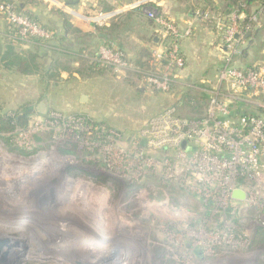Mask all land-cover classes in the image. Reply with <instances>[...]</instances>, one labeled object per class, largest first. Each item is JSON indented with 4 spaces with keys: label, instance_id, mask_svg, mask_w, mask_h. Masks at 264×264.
I'll list each match as a JSON object with an SVG mask.
<instances>
[{
    "label": "built area",
    "instance_id": "obj_1",
    "mask_svg": "<svg viewBox=\"0 0 264 264\" xmlns=\"http://www.w3.org/2000/svg\"><path fill=\"white\" fill-rule=\"evenodd\" d=\"M22 2L0 0V13L7 23L8 37L17 44L32 40L51 41L54 32L22 13L19 9ZM261 2L263 7L259 11L247 15L239 8L227 14L202 8L195 10L197 17L214 26L221 48H225L218 80L234 91L251 90L264 94V63L247 69L234 65L235 58L242 53L241 40L245 33L260 22L264 0ZM139 6L155 21L161 34L162 48L152 50L151 69L145 70L132 61L126 51L107 43L101 44L91 59L98 66L111 68L116 73L134 71L146 86L167 94L186 67L181 43L192 36L191 24L181 28L158 6H153L151 0H133L123 8L100 12L89 20L102 24L126 8ZM241 7L246 6L242 4ZM231 114L230 104L222 100L219 92L211 95L203 119L182 118L175 106H168L131 134L95 121L86 114L50 112L45 118H35L27 127L19 129V145L24 150L34 149L45 144L41 136L45 132L52 134L54 139L64 135L79 148L87 150L89 158L98 159L108 175L130 185L137 194V201L151 192L165 195V202L156 203L162 206L161 216L153 218L149 226L146 224L148 230L156 233L152 241L158 243L161 242L159 239L176 238L179 228L180 240L185 238L186 232L196 240L197 237L199 240L205 238L214 245L224 244L236 250L247 244L255 229L243 225V222H254L244 218L245 213L253 210L255 221L264 215V113H243L237 119ZM173 190L190 196L199 204L204 223L198 222L195 232L189 231L184 223H196L194 214L188 216L193 213L189 208L174 213L177 222L167 220L170 214L168 195ZM237 192L243 197H237ZM145 245L150 248L152 244ZM133 246L122 247L126 252L118 258L111 256L113 258L110 257L108 262L103 260L98 264H134L135 253L138 256L139 251ZM109 247L101 245L98 251L105 252ZM212 249L210 247L207 253L214 254Z\"/></svg>",
    "mask_w": 264,
    "mask_h": 264
},
{
    "label": "rangeland",
    "instance_id": "obj_2",
    "mask_svg": "<svg viewBox=\"0 0 264 264\" xmlns=\"http://www.w3.org/2000/svg\"><path fill=\"white\" fill-rule=\"evenodd\" d=\"M200 1L202 0H172L170 11H178L181 7L190 10ZM138 33L139 26L129 35V47ZM73 47V52L79 51V45ZM67 50L68 48L63 47L64 52ZM55 51L52 50L51 58L46 56L42 59L46 65L54 62L53 74L63 65L72 64L71 60L74 59L71 54ZM93 51H85L77 56L81 61V64L73 67L77 76L68 73L64 81L43 84V90L38 94L34 93V82L28 85L33 90L30 91L27 103H22L18 79L10 76L2 80L0 115L20 110L24 105L34 107L31 113L34 114L29 122L31 124L35 118H45L50 112L78 113L76 110H71L70 113L60 110L43 112L37 110V105L50 101L47 98L51 94L48 92L49 85H53L50 90L56 89L58 93H53L51 100L62 104L67 100L68 92L72 93V89H77L78 85L75 84L85 80H88L85 87L92 98L89 110L80 111L89 113L95 121L119 128L125 134L133 133L163 110H156L160 92L151 88L145 91L137 89L138 86L147 87L138 81V73L131 70L116 73L111 68L94 67L88 62V56ZM44 74L45 72L42 75ZM60 75L61 73L51 77L60 78ZM195 78L199 79L198 75ZM197 84L200 83L194 81L189 85L197 88L192 90L196 95L201 91ZM189 86L180 89L186 93ZM75 101L77 103L78 96ZM179 111L186 116L191 113L188 108ZM198 111L200 114L203 110ZM19 129L0 137V238L11 237L25 243L24 255L18 259L17 264H98L103 253H109L104 260L111 256L118 258L122 252H126L122 247L133 245V249L139 251L138 256L135 253L134 264H264V241L254 242L256 227L264 228V215L255 221L256 214L253 210L245 213L244 218H251L254 222H243V225L255 229L247 244L236 250L224 244L214 245L205 238L199 240L197 237L196 240L186 232L185 238L180 240L179 228L176 238L165 241L159 239L161 242L157 243L151 240L156 233L147 227L153 218L161 216L162 206L156 203L165 202L163 193L151 192L137 201V194H134L135 190L130 185L108 175L101 162L89 158L88 151L79 148L74 141L68 140L64 135L54 139L52 134L45 132L41 134L44 145L24 150L19 145ZM168 197V221H176L173 215L178 209L189 208L196 223L184 222L187 223L186 228L195 232V225L201 223V220L204 223V217L199 213V204L190 196L173 190ZM99 215L108 216L109 225L93 229L80 227L83 220ZM258 224L261 226H257ZM206 230H209L208 226ZM147 243L152 244L150 248L146 247ZM105 244L110 247L105 252L98 251ZM210 247L214 254L207 253Z\"/></svg>",
    "mask_w": 264,
    "mask_h": 264
},
{
    "label": "crops",
    "instance_id": "obj_3",
    "mask_svg": "<svg viewBox=\"0 0 264 264\" xmlns=\"http://www.w3.org/2000/svg\"><path fill=\"white\" fill-rule=\"evenodd\" d=\"M132 1L133 0H23L21 5L22 12L31 15L54 32V38L48 42L51 46L45 42H36L37 40L21 44L14 43L8 37L5 19L0 17V50H4L6 46L11 45L17 51L37 50L44 58H46V56L51 58L52 50L53 52L55 50L63 51V47H66L68 50L63 54H71V56L74 57V59H72L74 60L72 61L74 66L79 65V61L76 60L77 56H81L83 52L93 49V53L88 56L89 59H91L97 54L99 46L107 43L123 49L128 54L129 58L136 62L137 59L144 58V50H159L162 48L161 34L158 25L152 18L148 17L143 8H126L123 12L110 16L106 22L102 24L89 20L90 17L100 12H113L116 8H123ZM151 1L152 4L160 8L162 13L175 20L181 28H185L189 24H191L193 28L192 36L183 39L181 43V49L186 59V67L178 74L171 92L159 94V106L156 110H162L170 104V106H175L176 110H186L187 101L184 99V91H182L180 87L185 89L186 86L191 85L192 82L198 81L200 83L197 84L199 90L209 95V97L215 92L221 94L222 100L228 102L231 110H233L231 114L232 118L237 119L243 113L263 114L264 109L262 106L264 105V94L251 90L234 91L229 86L219 83L218 78L224 64L225 48L224 50L221 48V43L214 26L195 15L194 9L203 7L204 2H197L198 4H194V8L190 10L180 6L181 8H178V11H170V3L172 0ZM214 1L216 9L221 10L224 7L222 1ZM262 5L261 1L256 0L251 6V12L255 10L259 11V9L263 7ZM166 9L167 12H165ZM259 17V24L248 31L250 34L247 35L248 32H246L244 38L241 40L242 53L238 55L234 61V65L240 69H247L254 65L264 63V10L260 12ZM69 26H71V28H76V30L79 31L78 34L70 30ZM137 26H139V33L136 34L137 38H135L134 43L129 47V43L127 42L130 38L129 35L132 34ZM99 28H102V30H99ZM150 40L152 42H150ZM130 43L132 42L130 41ZM72 45H79V51L73 52L72 49L74 47ZM47 47H50V49ZM74 51L77 50L75 49ZM48 65V70L41 78L39 74H18L12 70L3 68L0 63V88L3 87L1 81L5 80V78L7 79V77L9 78L11 76L18 79L21 87L19 90H21L20 96L22 98V103H27L29 102L27 99L31 96L30 91L32 88L28 86L31 83L34 82V93L38 94L41 89L43 90V88H41L43 84H52L53 82H58V80L64 81L66 79V75L68 74L66 71L61 72L60 78L51 77L53 68L51 64ZM73 74L77 76V73ZM196 75H198L199 79L195 78ZM138 81L144 84L140 78ZM86 82H88V80L83 82L78 81L75 84V86L78 85L77 89L74 91L72 89V93L68 92V98L66 102L62 104H57V102L51 100L52 94L56 93V89L50 90L53 85H49V91L47 89L46 91L51 93L47 97L50 98V101H46L44 104L42 103L43 105L38 104L37 110H42L43 112L60 110L67 113H70L71 110H76L78 113L86 114L91 117L89 113L80 111L89 110V102L92 98L85 87ZM137 89L140 91H145V89L150 90L148 86H138ZM57 94L58 93H56V95ZM83 95H86V102L82 100ZM77 96L78 101L76 103L75 100ZM238 110L239 113L237 112Z\"/></svg>",
    "mask_w": 264,
    "mask_h": 264
},
{
    "label": "trees",
    "instance_id": "obj_4",
    "mask_svg": "<svg viewBox=\"0 0 264 264\" xmlns=\"http://www.w3.org/2000/svg\"><path fill=\"white\" fill-rule=\"evenodd\" d=\"M202 1L204 2V6L198 7V8H202L203 10L216 11L221 14L230 13L235 8L245 10L246 14L250 13L252 4L256 2V0H220L224 4V7L221 10H218L215 7L214 0H202ZM257 1H261V0H257ZM242 4H244L246 7L242 8L241 7ZM21 5L22 3L20 4L19 9L22 12ZM152 5L155 6L154 4ZM139 7L142 8L141 6ZM157 8L160 9L159 7ZM195 10L196 9H194V12ZM24 14L28 16L31 20L39 22L37 19H35L31 15H28L26 13ZM0 17H3L1 13H0ZM246 23L247 22L245 21L242 24L243 27L246 25ZM69 28L75 34H78L79 31L76 30V28H71V26H69ZM99 30H102V28H99ZM36 42L48 43L49 41L37 40ZM150 42L152 41L150 40ZM48 45L51 46L50 43H48ZM47 48L50 49V47H47ZM58 52L66 53L64 51H58ZM143 52H144L143 54L144 58L137 59L135 63L140 65L145 70L151 69V65L153 61L152 50L148 49V50H144ZM43 58L44 56H41L37 50L17 51L11 45L6 46L4 50H0V63L2 67L8 70H12L18 74H28V75L39 74L43 76L42 74L44 72L46 73V71L49 68V65H46L42 62ZM78 59L79 58H76V60L79 61V64H81V61ZM88 62L94 67H97V68L99 67L98 64L93 62L91 59H89ZM71 63H72V60H71ZM53 64L54 62L51 64V67ZM73 67L74 66H72V64L63 65L62 67H60V69H58V71H56L55 74L52 73V76L56 77L63 71H66L69 74L77 72L74 70L75 68ZM193 88H196V87L189 86V88H187V92L184 93V96H183L184 99L187 101L186 107L188 108L189 112H191L190 115L188 116L183 115L180 113L179 110H177V113L182 118L203 119L205 116V109L207 108L210 102V97L209 95L202 93L200 90H199L200 94L199 93L198 95L194 94L192 91L194 90ZM33 109L34 107H27V105H24L23 107H21L20 110L14 111L9 114L0 115V137H2V135L5 133L11 134L18 127L19 128L27 127L30 122V117L34 114V113L31 114ZM198 110H203V111L200 114H198L199 112ZM237 112L239 113V110ZM7 143H10V142L7 140ZM28 152H31V151H28ZM255 235H256V238L254 239L255 243L263 242L264 241V228L262 227L257 228Z\"/></svg>",
    "mask_w": 264,
    "mask_h": 264
},
{
    "label": "water",
    "instance_id": "obj_5",
    "mask_svg": "<svg viewBox=\"0 0 264 264\" xmlns=\"http://www.w3.org/2000/svg\"><path fill=\"white\" fill-rule=\"evenodd\" d=\"M82 100H86V95L82 96ZM236 196L243 197L241 192H237ZM25 249L26 245L22 240L11 237L0 238V264H17L18 259L24 255Z\"/></svg>",
    "mask_w": 264,
    "mask_h": 264
},
{
    "label": "bare ground",
    "instance_id": "obj_6",
    "mask_svg": "<svg viewBox=\"0 0 264 264\" xmlns=\"http://www.w3.org/2000/svg\"><path fill=\"white\" fill-rule=\"evenodd\" d=\"M191 215L193 216V213L188 214L189 217H192ZM108 220H109V217L108 216L105 215V216H102L101 217L99 215V217H94V218H91V219H85V220H83V223H82V225H80V227L88 228V229L99 228V227H103L105 225H109L108 224ZM105 251H106V249H105ZM106 254H109V253H107V252L103 253V255L100 257V261H97V263H100L101 261H103L104 259H106L108 257V256H106ZM108 259H110V258H108ZM107 260H105V261H107Z\"/></svg>",
    "mask_w": 264,
    "mask_h": 264
}]
</instances>
